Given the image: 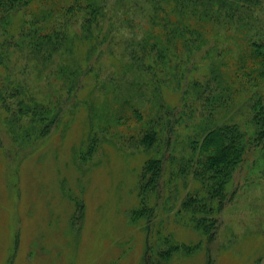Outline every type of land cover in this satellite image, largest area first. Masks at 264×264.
Masks as SVG:
<instances>
[{
    "label": "rangeland",
    "instance_id": "rangeland-1",
    "mask_svg": "<svg viewBox=\"0 0 264 264\" xmlns=\"http://www.w3.org/2000/svg\"><path fill=\"white\" fill-rule=\"evenodd\" d=\"M73 1L34 0L14 22L38 19L48 29L79 34V24L59 14ZM106 1L92 44H78L74 54L60 46L47 62L26 45L10 47L0 31V264H264V168L255 166L256 149L234 174L236 194L218 216L214 240L167 262L157 254L166 239L179 245L203 239L174 223L171 214L194 186L190 178L183 193L172 157L181 161L208 127L253 131L251 108L264 99V80L250 81L249 69L235 67L248 38L262 35L264 0L249 29L236 22L228 32L211 30L199 51L182 53L175 69L180 87L164 85L175 78L161 66L152 81V73L132 63L139 43L156 33L150 0ZM196 82L199 100L191 93ZM149 127L157 142L145 150L139 142ZM151 156L162 159L164 174L157 216L147 228L132 222L130 211L138 171Z\"/></svg>",
    "mask_w": 264,
    "mask_h": 264
},
{
    "label": "trees",
    "instance_id": "trees-1",
    "mask_svg": "<svg viewBox=\"0 0 264 264\" xmlns=\"http://www.w3.org/2000/svg\"><path fill=\"white\" fill-rule=\"evenodd\" d=\"M33 2L34 0H0V31L9 37L10 41L7 43L10 47L12 45L21 48L22 45H26L33 55L39 56L44 62L51 60L60 51V46L65 50H72L71 53L74 54L78 44L79 48L85 43L91 45L96 37L95 30L105 20L108 5L106 0H74L61 7L60 15L79 24L81 32L70 34L68 30L59 32L57 27L48 29L49 24L41 25V20L38 19L28 21L25 18L19 23L14 22L16 21L14 17L19 15L17 13L28 8ZM150 2L153 11L148 17L156 33L150 34L139 43L140 50L133 54L132 63L137 71L148 76L152 73V81L157 75L155 68L161 66L162 72H166L165 76H169L170 73L175 78L172 84L164 79V85L180 87L175 69L179 67L177 61L182 59V53L186 52L185 54L189 56L199 51L206 44L207 34L211 30L228 32L236 22H241L242 30L249 29L255 16L253 10L261 0H150ZM43 18H46V15ZM17 35H20L21 41L12 42V37ZM256 35L259 36L258 39L255 36L248 38L247 47L242 51L235 67L237 72L249 69L247 77H251L248 79L250 81L264 80V30L262 35L259 33ZM80 56L79 51V58ZM69 78L75 79L71 74ZM191 88V93L199 100L200 83L196 82ZM156 89L160 90L157 87ZM222 100L219 99L218 102ZM251 110L250 125L253 131H245L237 124L208 127L202 142L192 141L189 146L191 152L183 156L181 161L177 163L176 157H172L170 170L172 176L181 183L183 193L188 188L190 178L194 186L185 192L186 196L182 199L180 208L171 214L174 223L200 234L203 239L194 245L174 244L166 239L164 242L166 250L157 251L160 260L167 262L180 254L188 256L194 251H200L204 241L211 243L214 240L218 216L225 203L236 194L234 174L249 150L256 149L258 157L255 166L264 168V99L257 98ZM134 113L141 119L136 108ZM40 116H43V121H47V115ZM53 118L56 121L55 115L50 121ZM50 121L44 127L45 132L51 127ZM156 142L157 131L154 127H149L145 130L139 145L145 150H152ZM163 174L162 159L154 156H151L141 171H138L137 191H133L135 204L130 211L132 222L145 224L147 228H151V220L157 216ZM167 205H171L170 200ZM175 208L172 206L168 213ZM160 227L159 223L154 229L159 230Z\"/></svg>",
    "mask_w": 264,
    "mask_h": 264
}]
</instances>
